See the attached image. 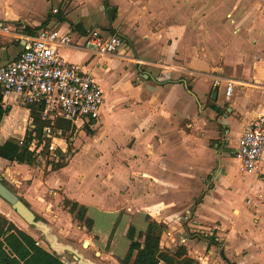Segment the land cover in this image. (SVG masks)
Instances as JSON below:
<instances>
[{
    "label": "crops",
    "instance_id": "1",
    "mask_svg": "<svg viewBox=\"0 0 264 264\" xmlns=\"http://www.w3.org/2000/svg\"><path fill=\"white\" fill-rule=\"evenodd\" d=\"M0 23L76 37L99 29L123 39L114 54L58 48L102 86L97 121L57 120L54 155L34 151L32 164L0 157L1 181L38 217L51 219L50 228L90 219L100 244L120 216L114 240L120 237L122 256L129 229L136 238L149 216L163 225L160 247L195 264H264V152L254 171L232 155L248 123L264 113V0H0ZM21 46L0 33V66ZM161 73L166 80H158ZM0 105L8 109L0 144L21 142L28 131L19 139L3 134L14 113L34 121L33 110L18 101ZM69 126L80 129L72 148L62 136ZM57 151L69 153L64 164L42 161V153L59 157Z\"/></svg>",
    "mask_w": 264,
    "mask_h": 264
},
{
    "label": "built area",
    "instance_id": "2",
    "mask_svg": "<svg viewBox=\"0 0 264 264\" xmlns=\"http://www.w3.org/2000/svg\"><path fill=\"white\" fill-rule=\"evenodd\" d=\"M0 33L12 34L22 42L19 55L0 66V103L7 106L18 101L37 113L42 139L33 137L29 149L39 154L46 146L52 156L55 150L52 139L61 134L57 120L63 119L75 125L92 123L100 117L104 102L100 83L79 65L65 61L58 48L82 46L96 53L114 54L123 45V39L116 33L99 29L76 37L56 28L29 33L11 29L3 23H0ZM167 77L166 73H161L157 78L163 81ZM232 85V81L226 83V95L230 94ZM263 152L264 113L248 123L232 155L241 163L242 169L254 171Z\"/></svg>",
    "mask_w": 264,
    "mask_h": 264
},
{
    "label": "trees",
    "instance_id": "3",
    "mask_svg": "<svg viewBox=\"0 0 264 264\" xmlns=\"http://www.w3.org/2000/svg\"><path fill=\"white\" fill-rule=\"evenodd\" d=\"M7 112L8 109L0 105V120ZM36 115L37 113L33 110L32 117H37L38 124L35 127L39 132H35V135L31 131L26 132L21 142L6 140L0 144V157L17 163L32 164L35 161L36 155L29 146L33 137L42 139L41 122ZM46 149L47 147L44 146L43 150ZM55 166L60 165H54V168ZM64 204L68 205L70 201L64 199ZM75 209L76 203H72L69 212L73 213ZM146 223V229L137 233L138 238H134V228L129 229L127 237L130 239V244L126 254L120 260L121 264H195L194 260L187 256L174 254L169 249H162L160 236L163 225L149 216L146 217ZM91 224L92 221L88 219L86 227L89 229ZM0 264H65V262L55 251L46 250L36 244V240L30 234L0 213Z\"/></svg>",
    "mask_w": 264,
    "mask_h": 264
},
{
    "label": "rangeland",
    "instance_id": "4",
    "mask_svg": "<svg viewBox=\"0 0 264 264\" xmlns=\"http://www.w3.org/2000/svg\"><path fill=\"white\" fill-rule=\"evenodd\" d=\"M23 106V105H22ZM37 116V115H36ZM16 118V121L14 122V125L12 124L13 119ZM35 119L34 121L29 119V121H26V114L23 110H19L16 113H14L13 116H11L10 120L11 127L10 131H6L4 133L3 137L8 136L9 138H16L19 139L22 135H24L25 131L30 132L31 129H33V126H36L38 123L36 122L37 117H33ZM10 122V121H9ZM8 124V123H7ZM83 130L89 129L88 127H81ZM80 129L76 128L75 126H69V128L66 131H63L62 136H64L67 140V143L69 144V147L72 146L73 138L77 136V133ZM39 132L38 130L36 133ZM39 134V133H38ZM41 135V133H40ZM58 152V151H57ZM58 156L49 157L46 153L41 154L42 161L46 163H51L54 165H61L64 164L67 160L69 153L67 154H61V152H58ZM212 176L208 178L210 180ZM2 180V179H0ZM4 182V181H3ZM6 182V181H5ZM9 188H12L10 183H5ZM0 211L6 214L9 219L11 220L15 218L16 223L21 222L20 224L27 228L26 230L29 231L35 239L39 240L40 244L44 247L48 248L50 251H55L59 257L66 262L67 264H78L77 260L73 257L72 253H70L67 250H59V249H53L52 247H49V242L51 241V237L49 234H43L40 229L28 226L25 222L21 221L19 219V216L17 213L7 204L4 200L0 198ZM41 221L45 222L49 225V220L47 218H41L39 217ZM87 220L78 222V224H74L73 227L68 228L64 231H61V228L59 226H55L54 228H50V234H54L57 237V242L60 244H69L72 247L78 249V251L83 255V258L91 263L95 264H121L120 260L124 257L125 253L120 256L119 252L121 251L120 248V237L114 240V232L118 224L120 223V216L115 221V224L112 226L111 232L104 242H97L98 236L93 234L91 232V227L88 229L86 227ZM12 221V220H11ZM49 221V222H48ZM15 223V222H14ZM53 224V221H52ZM92 226V225H91ZM136 238H138L136 236ZM88 240L89 244L87 246H83L84 241ZM98 252V253H97Z\"/></svg>",
    "mask_w": 264,
    "mask_h": 264
},
{
    "label": "water",
    "instance_id": "5",
    "mask_svg": "<svg viewBox=\"0 0 264 264\" xmlns=\"http://www.w3.org/2000/svg\"><path fill=\"white\" fill-rule=\"evenodd\" d=\"M0 198L4 200L9 206L17 213V215L23 219L27 224L33 225L45 235L49 234L51 237L50 246L54 249L67 250L72 253L73 257L77 260L78 264H95L91 263L83 258V255L78 249L72 247L69 244H60L57 242V237L54 234H50V227L28 207V205L4 182L0 180Z\"/></svg>",
    "mask_w": 264,
    "mask_h": 264
},
{
    "label": "bare ground",
    "instance_id": "6",
    "mask_svg": "<svg viewBox=\"0 0 264 264\" xmlns=\"http://www.w3.org/2000/svg\"><path fill=\"white\" fill-rule=\"evenodd\" d=\"M88 244H89V241L86 240V241H84L83 246H87ZM97 253H98V252H97Z\"/></svg>",
    "mask_w": 264,
    "mask_h": 264
}]
</instances>
